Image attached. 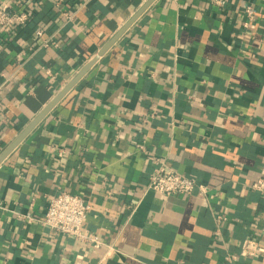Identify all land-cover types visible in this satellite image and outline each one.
Here are the masks:
<instances>
[{
	"label": "crops",
	"instance_id": "crops-1",
	"mask_svg": "<svg viewBox=\"0 0 264 264\" xmlns=\"http://www.w3.org/2000/svg\"><path fill=\"white\" fill-rule=\"evenodd\" d=\"M148 1L0 0L29 13L0 29V156L95 59L0 163V264H264V0H153L99 55ZM161 162L193 193L149 191ZM61 192L89 239L42 223Z\"/></svg>",
	"mask_w": 264,
	"mask_h": 264
},
{
	"label": "built area",
	"instance_id": "built-area-1",
	"mask_svg": "<svg viewBox=\"0 0 264 264\" xmlns=\"http://www.w3.org/2000/svg\"><path fill=\"white\" fill-rule=\"evenodd\" d=\"M219 7H224L227 0H214ZM246 17L252 20L255 12L252 7L245 9ZM29 20V13L19 11L9 3L0 4V29H7L15 26L25 25ZM245 23V25L248 24ZM42 30L37 31L41 36ZM57 46L56 43H53ZM48 46L49 44H45ZM0 85V96L2 94ZM197 188V181L180 172L176 171L164 162L159 163L152 173L150 182L147 186L149 191L159 192L165 195H187L193 193ZM200 192H205L204 186H199ZM251 188L264 194V176L259 178L251 185ZM91 206L85 197L79 194L61 192L56 194L49 203L48 210L42 218V223L49 226L58 233L69 236L89 239L83 232V225L90 213ZM95 243H99L94 238ZM242 257L261 258L264 261V247L254 239H246L241 248Z\"/></svg>",
	"mask_w": 264,
	"mask_h": 264
},
{
	"label": "water",
	"instance_id": "water-1",
	"mask_svg": "<svg viewBox=\"0 0 264 264\" xmlns=\"http://www.w3.org/2000/svg\"><path fill=\"white\" fill-rule=\"evenodd\" d=\"M153 0H149L133 18L103 47L99 55L104 54L123 34V32L136 20V18L149 6ZM95 62H89L79 74L57 95V97L39 114V116L20 134L16 141L11 144L0 156V163L10 154V152L35 128V126L49 113V111L59 102V100L83 77L88 69Z\"/></svg>",
	"mask_w": 264,
	"mask_h": 264
}]
</instances>
